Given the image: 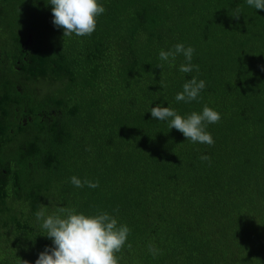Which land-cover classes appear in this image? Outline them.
<instances>
[{
    "label": "trees",
    "instance_id": "1",
    "mask_svg": "<svg viewBox=\"0 0 264 264\" xmlns=\"http://www.w3.org/2000/svg\"><path fill=\"white\" fill-rule=\"evenodd\" d=\"M48 3L0 0V130H12L0 147V264H35L52 247L36 213L61 208L127 225L119 264H264V10L98 0L95 31L63 37ZM178 43L198 72L179 71L183 55L160 60ZM192 77L205 82L200 98L177 102ZM157 105L217 111L205 129L215 143L169 130L151 117Z\"/></svg>",
    "mask_w": 264,
    "mask_h": 264
},
{
    "label": "clouds",
    "instance_id": "2",
    "mask_svg": "<svg viewBox=\"0 0 264 264\" xmlns=\"http://www.w3.org/2000/svg\"><path fill=\"white\" fill-rule=\"evenodd\" d=\"M246 3L256 10H264V0H246ZM48 4L51 5L52 23L56 28L63 29V37L73 34L78 37L90 36L96 29L97 18L106 11L98 0H49ZM232 17L239 19V8ZM194 51L191 46L186 48L178 43L173 49L161 50L159 58L162 61H169L170 58L175 61L178 55H183L186 63L180 65L179 71L189 73L195 68L198 72V65L191 63ZM205 86L203 80L198 81L196 77H192L183 84L182 91L176 94L175 100L185 103L196 101ZM149 112L154 120L167 121L169 130L176 129L192 143H215L205 129L208 124L218 123L221 116L208 106H204L201 112L193 111L186 117L174 109L159 105L151 107ZM200 159L210 161L208 156H201ZM70 182L77 188L85 185L89 188L99 186L98 181L82 182L76 176H72ZM36 217L38 221H42L44 236L52 241V247H45L38 254L35 264H119L116 253L123 249L130 234L127 225H118L114 216L103 211L85 215L77 213L75 209L61 208L59 214L46 215L41 209ZM149 251L154 257L158 253V249L151 246ZM21 264L29 262L21 260Z\"/></svg>",
    "mask_w": 264,
    "mask_h": 264
},
{
    "label": "flooded vegetation",
    "instance_id": "3",
    "mask_svg": "<svg viewBox=\"0 0 264 264\" xmlns=\"http://www.w3.org/2000/svg\"><path fill=\"white\" fill-rule=\"evenodd\" d=\"M16 94H19V92H17ZM1 107H3V109H1ZM0 111L5 112V114L7 116V82L4 86L0 87ZM21 113H22V111H21ZM6 119H7V117H6ZM7 132L9 133V135L12 134L11 129L7 131V124H6L5 129L3 131L0 130V147H1V150L7 149ZM17 143H18V140L14 143V145H16ZM6 157H7V154L5 155V158ZM5 167H6V164L4 163V168Z\"/></svg>",
    "mask_w": 264,
    "mask_h": 264
}]
</instances>
